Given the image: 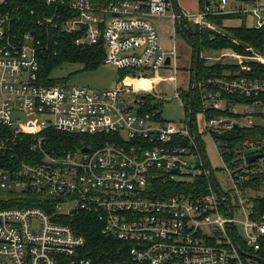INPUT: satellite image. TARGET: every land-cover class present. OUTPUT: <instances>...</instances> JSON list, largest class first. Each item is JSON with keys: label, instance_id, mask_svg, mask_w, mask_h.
<instances>
[{"label": "built area", "instance_id": "built-area-1", "mask_svg": "<svg viewBox=\"0 0 264 264\" xmlns=\"http://www.w3.org/2000/svg\"><path fill=\"white\" fill-rule=\"evenodd\" d=\"M43 1L54 12L40 27L78 33V45L103 41L104 65L130 72L102 91L40 84L42 42L20 32L21 8L0 0V264H264V211L256 207L262 196L249 187L264 173V142L260 153L244 151L233 165L220 154L228 189L213 172L217 189L210 179L206 190L193 186L209 178L200 141L205 146L210 137L219 151L214 137L264 127V79L243 74L253 63L264 65V55L236 39L240 51L204 47L207 55L202 49L199 57L207 66L235 69L194 89L174 84L183 109V93L198 92L191 123L185 109L180 121L165 119L159 108L145 111L147 95L162 101L156 72L179 70L175 35L165 48L153 19H171L177 34V22L191 20L214 40L225 34L210 16L242 14L248 28L263 29L264 0H219L196 13H177L174 0ZM81 215L116 244L100 258L86 251V237L73 226Z\"/></svg>", "mask_w": 264, "mask_h": 264}, {"label": "trees", "instance_id": "trees-1", "mask_svg": "<svg viewBox=\"0 0 264 264\" xmlns=\"http://www.w3.org/2000/svg\"><path fill=\"white\" fill-rule=\"evenodd\" d=\"M97 6H104L111 2L120 0H91ZM123 1V0H121ZM140 1V0H132ZM219 0H199L200 9L207 4H212ZM9 8L20 7V17L22 19L19 24L21 27L20 32L31 31L36 34L41 40V54H40V70H39V83L42 85H56L66 84L65 79H54L52 74L54 71L60 69L66 64H81L83 65V71H94L104 65L105 58V46L104 42L100 41L98 44L92 46H83L77 44V39L80 34L73 33L67 34L61 29L40 27L38 21L42 20L45 15H52L53 8L47 7L43 0H10ZM55 10V9H54ZM34 11V15L32 14ZM63 14L66 11L62 9ZM245 16L227 14V15H215L210 16L209 19L223 30L225 38L221 35H217L214 40H210V35L213 34L211 30L200 29L197 25H192L186 20H182V23L177 25V32L187 41L192 47V75L194 78V72L197 68L198 81L201 82L210 77L219 76L226 70H234L235 67L229 65H222L217 63L213 66H207L206 63L200 59L197 55V49L202 50L204 47H209L216 50L223 48L233 47L240 51V47L231 43L232 39H236L244 45L253 47L258 53L264 55V28L257 30L255 28H248L243 20L239 27H225L223 21L228 19H243ZM242 44V45H243ZM243 45V46H244ZM198 60V64L197 61ZM130 71L120 70V80L123 79ZM244 75L251 76L258 79H264V65L259 63L252 64L251 73H243ZM193 95V115L196 116L198 109V92L192 94V91L183 93L184 109L189 116L190 102ZM228 101H236L243 103H250L254 99L245 97H233L232 95H224ZM263 98V97H260ZM146 108L145 111H152L156 108L162 110L165 106L164 102H157L152 95L146 96ZM70 136L66 135H52V138L66 139ZM217 142L220 154L225 162L233 165L238 162V157L242 152H248L249 154L260 153L259 146L264 142V127L243 128L237 127L233 131L223 134L221 136L214 137ZM63 143V142H60ZM59 143V144H60ZM200 145L205 151V146L202 141ZM263 157V155H261ZM210 165V163H209ZM211 167V166H210ZM211 170L215 176V171L211 167ZM249 187L252 188L257 195H261L256 203V207L264 211V173L259 174L256 178L253 176L249 179ZM202 186L205 190L209 185L208 176H202L200 179L193 183V186ZM78 233L83 234L87 239L86 251L94 257H102L103 253L110 250L111 247L116 246L100 235L99 226L97 223L86 218L85 215L78 217V220L73 225Z\"/></svg>", "mask_w": 264, "mask_h": 264}, {"label": "rangeland", "instance_id": "rangeland-1", "mask_svg": "<svg viewBox=\"0 0 264 264\" xmlns=\"http://www.w3.org/2000/svg\"><path fill=\"white\" fill-rule=\"evenodd\" d=\"M178 1L181 5L182 2H184V0ZM188 2L191 6H196L198 1L189 0ZM240 22L242 24V21L235 23ZM154 25L158 30L161 42L165 48H171V36L175 35L177 39V47L180 54L178 74L172 70L158 71L154 76L155 80L153 83L155 92H158L162 94L161 96H163L160 97V99L165 103L163 108V117L168 120L180 121L184 117V109L181 107L180 101L174 98V93L172 91L175 83L180 85L181 88H186L188 83L189 85L191 83L194 84V82H192V47L188 46L189 44L184 39V37L176 33V27L170 20L156 18L154 20ZM203 53L207 55V50L203 49ZM216 57L217 56L214 58ZM214 60L210 62H214ZM227 61L231 62L230 59ZM119 73L120 70L118 68L108 65H102L100 68L94 71H83V65L81 64H66L60 69L54 71L52 77L54 79H65L68 86L85 87L90 90L102 91L115 88L118 85V82L122 80H120ZM127 82L140 85L141 87L151 85V82L149 81H132L130 78L127 79ZM200 122L201 118L199 119V124ZM204 141L205 151L210 166L214 169L215 176L217 177L221 188L223 190L228 189L230 187L228 178L222 170L223 161L216 144L210 137H206ZM21 196L27 197L28 195L21 194Z\"/></svg>", "mask_w": 264, "mask_h": 264}, {"label": "water", "instance_id": "water-1", "mask_svg": "<svg viewBox=\"0 0 264 264\" xmlns=\"http://www.w3.org/2000/svg\"><path fill=\"white\" fill-rule=\"evenodd\" d=\"M174 3H175V10L177 13H179V3H178V0H174ZM197 55L199 56V49H197ZM197 64H198V60L196 61ZM167 65L170 64V59L167 60L166 62ZM198 72H197V68L195 69V72H194V78H193V82H194V86H193V89L195 88V85L196 83L198 82ZM190 120H189V123H191L192 121V111H193V107H192V104H193V97L191 99V102H190ZM201 156H202V159H203V162L205 164V167H206V170L208 171L209 173V179L213 185V187L215 189H217V184H216V181H215V177L213 176L212 174V170H211V167L209 165V161H208V158H207V155L206 153L201 149ZM258 155H254V156H249L247 157V162L248 163H253L256 159H258ZM75 213V212H74Z\"/></svg>", "mask_w": 264, "mask_h": 264}, {"label": "crops", "instance_id": "crops-1", "mask_svg": "<svg viewBox=\"0 0 264 264\" xmlns=\"http://www.w3.org/2000/svg\"><path fill=\"white\" fill-rule=\"evenodd\" d=\"M189 0H184V2H182V5L180 4V2L178 1V3H179V9L180 10H187L188 12H192V13H196V12H198V11H200V3H199V0H197L198 2H197V5L196 6H191L190 4H189V2H188ZM174 8H175V3H174ZM176 11V10H175ZM163 19H168V20H170L171 22H172V20L171 19H169V18H163ZM154 20L155 19H153V24H154ZM186 20V19H185ZM187 22H189V23H191L192 25H196L194 22H192L191 20H186ZM238 21H241L240 19H228V20H224L223 21V26H225V27H239L240 25H241V22L240 23H235V22H238ZM173 23V22H172ZM178 24L180 23H182V21L181 22H177ZM174 24V23H173ZM175 26V25H174ZM181 35V34H180ZM182 36V35H181ZM171 42H172V36H171ZM171 45H172V43H171ZM188 46H190V45H188ZM172 47V46H171ZM191 47V46H190ZM189 47V48H190ZM191 49V48H190ZM191 52H192V49H191Z\"/></svg>", "mask_w": 264, "mask_h": 264}, {"label": "bare ground", "instance_id": "bare-ground-1", "mask_svg": "<svg viewBox=\"0 0 264 264\" xmlns=\"http://www.w3.org/2000/svg\"><path fill=\"white\" fill-rule=\"evenodd\" d=\"M140 86V85H139Z\"/></svg>", "mask_w": 264, "mask_h": 264}]
</instances>
